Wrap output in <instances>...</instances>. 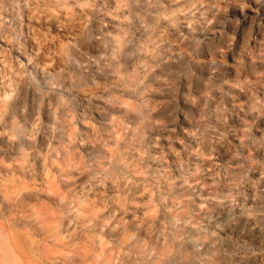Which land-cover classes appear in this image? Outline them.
Returning <instances> with one entry per match:
<instances>
[{
    "label": "clouds",
    "instance_id": "obj_1",
    "mask_svg": "<svg viewBox=\"0 0 264 264\" xmlns=\"http://www.w3.org/2000/svg\"><path fill=\"white\" fill-rule=\"evenodd\" d=\"M0 264H264V0H0Z\"/></svg>",
    "mask_w": 264,
    "mask_h": 264
}]
</instances>
